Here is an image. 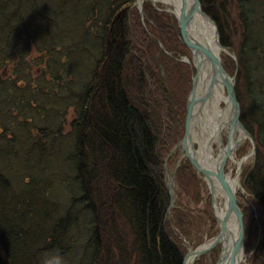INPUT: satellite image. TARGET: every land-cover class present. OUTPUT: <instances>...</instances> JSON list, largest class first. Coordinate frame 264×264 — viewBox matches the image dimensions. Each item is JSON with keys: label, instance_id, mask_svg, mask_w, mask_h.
I'll list each match as a JSON object with an SVG mask.
<instances>
[{"label": "trees", "instance_id": "trees-1", "mask_svg": "<svg viewBox=\"0 0 264 264\" xmlns=\"http://www.w3.org/2000/svg\"><path fill=\"white\" fill-rule=\"evenodd\" d=\"M55 1L57 5L38 7V0H0V264H45L52 252L62 255L67 249L60 251L62 240L78 220L77 194L91 220L90 264H183L182 237L190 238L193 231L198 244L202 234L210 237L218 229L211 212L205 221L185 204L170 207L164 163L184 135L194 73L179 59L191 54L177 19L149 0L143 2V21L136 7H127L134 0L107 1L104 8L95 5L101 0ZM199 1L216 22L221 44L234 51L230 24L221 21L220 6L228 0ZM70 5L77 16L74 37L60 25ZM104 9L99 28L88 27L86 19ZM239 16L246 45L255 21L243 7ZM32 40L45 56L54 54L50 47L56 42L70 53L46 63L43 56L28 58ZM245 50L234 51L238 62L233 60L232 67L238 66L240 121L256 141L257 157L243 184L264 212V106ZM33 65L40 66L38 74ZM242 76L248 103L241 98ZM51 84L59 91L43 90ZM61 104L75 111L63 137L57 113ZM44 121L48 124L43 126ZM252 122L263 139L253 132ZM182 166L193 165L186 158ZM176 173L180 181V165ZM242 202L238 198L246 216ZM103 207L107 211L99 218ZM245 216V250L250 252L258 224ZM261 227L248 264H264V219ZM218 252L219 246L210 250L213 263Z\"/></svg>", "mask_w": 264, "mask_h": 264}, {"label": "rangeland", "instance_id": "rangeland-1", "mask_svg": "<svg viewBox=\"0 0 264 264\" xmlns=\"http://www.w3.org/2000/svg\"><path fill=\"white\" fill-rule=\"evenodd\" d=\"M90 1L93 2V0H85L84 2L90 3ZM107 1L109 2H113L111 0H101V2H97L95 3V5H99L101 7H105V4L107 3ZM150 1V0H149ZM41 2V3H40ZM50 2V4H49ZM151 2V1H150ZM245 2H247V4H244L243 6L240 5V2L238 0H228V2H226L224 4L225 7H221V21L226 24H230V36H231V42H232V46L234 48V51L238 52L237 50H239L242 46H245V49H248L247 51L245 50V55L248 57V59L250 60V74L251 77L253 78V82H256L255 85V91L257 92L258 90V95L259 98L261 100V105L264 106V29L262 30V28H264V0H246ZM38 7H44L46 5H52V4H56L55 0H38ZM40 3V4H39ZM131 4V3H130ZM128 4V6L130 5ZM57 5V4H56ZM127 6V7H128ZM157 8L160 9H167L170 8L169 5L164 4V3H156L155 5ZM133 7H136L140 13L139 8L137 7L136 4L132 5L131 7H128L129 9H132ZM244 8L245 10H249V13L252 15L253 20L255 21V23L253 24V26H251L250 28V33L251 35L249 36V38L247 39V41H245L246 45H243V33L242 31L244 30V27H240V21H239V14L241 11V8ZM72 7L71 5L66 7V13H69L67 17L63 18L62 20H60V22L62 21L63 25H61V29L66 31V34L70 35V36H75L76 32H77V27L75 24V20L77 18L76 16V12L75 14H73L72 12ZM124 11H120V14L118 16H121L123 13L125 12V8H123ZM173 9V8H170ZM98 12V10H97ZM142 12H143V4H142ZM105 17V9L104 11H102L101 14H96L94 16H91V18L86 19L87 22V26L92 28L93 30H95V27L99 28L98 26L101 25L100 20L103 19ZM141 17V14H140ZM144 19V13H143V18L141 17V20L143 21ZM262 23V25L260 24ZM229 27V26H228ZM79 31L82 34V38H85V33L83 31V26L82 25H78ZM94 33V32H93ZM219 33V31H218ZM89 37H87L88 39ZM90 43V42H89ZM88 43V45H89ZM258 44L257 49L256 45ZM159 45L163 48V44L159 43ZM253 46V47H252ZM61 44L60 43H55L51 45V51L54 53L52 54V56H45L44 52L42 53V51H39V45L32 40V45L30 47V53H29V57L28 58H35L38 59L40 56H43V62H49L51 59L54 60L55 57L58 56V54H61V56L65 55V52L70 53L69 51V47L63 52L62 48H61ZM227 49V51H221V59H222V64H226L227 69L225 68V70L232 76H235V86H236V73L238 71V66H235V69L233 70L232 67V63L233 60L235 62H238V57L236 55V53L234 51H232V49H230V47L225 46ZM109 48H111V42L109 44ZM45 50V49H43ZM59 51V52H58ZM110 51V50H109ZM58 52V53H57ZM165 52H168L167 50H165ZM170 54V52H169ZM191 54V53H190ZM186 56V55H184ZM184 56H181L179 59L184 61V59H182ZM235 56V58L233 57ZM52 57V58H51ZM188 57V56H186ZM64 58H67L64 57ZM72 58H76V56L74 55ZM191 61V55H189L188 57ZM227 58L230 62V60L232 62H227ZM52 60V61H53ZM35 60H33L32 62H34ZM186 62V61H184ZM188 63V62H187ZM193 68H194V73L192 74V76H194L195 74V66L194 63L191 62L189 63ZM33 72L35 74H38L40 71V66L39 65H33L32 66ZM48 71V68H47ZM63 73V71H62ZM50 76L51 73L47 72V76L46 78H48L50 80ZM68 76V75H65ZM73 76V75H72ZM37 77V76H36ZM246 78V77H245ZM244 81L245 79L242 76V80H239V87H240V92H241V98L243 99V102L248 103V98H247V92L243 90V85H244ZM52 88L51 87H45L43 90L45 92H51V94H54V90L59 91V87H55L54 84ZM238 100V99H237ZM240 105V102H239ZM63 104H61L59 106V110L57 111L60 112V115L58 116L60 119L62 128H61V133H59V135H61L62 137L64 135H67L71 129V120L73 119L74 115H75V111H74V107L72 105H68L66 107V109L64 110V108H62ZM221 108L224 106L223 101L221 102ZM264 108V107H263ZM241 109V106H240ZM48 122L44 121L43 126L47 125ZM251 127L253 129V132H255L257 135V138L259 140L263 139V137L259 134L258 132V127L255 123H251ZM40 132L39 128L36 129H32V132ZM198 131V130H197ZM249 131V130H248ZM196 132V131H195ZM250 132V131H249ZM251 134V132H250ZM252 135V134H251ZM253 137V135H252ZM182 139V138H181ZM180 139V140H181ZM254 139V137H253ZM55 140L57 142L62 141L61 138L56 137ZM223 141L226 142L225 140V136L223 137ZM255 141V139H254ZM225 145V144H224ZM195 146H197V143H195ZM235 150L233 152L234 154V160H230V159H226L225 160V168L224 171L225 173L229 174L231 177H233L234 175H236L237 173V169H238V165L236 164V162H238L242 157H244L246 155V158L244 160V162L240 165V172H239V181H240V186L237 189V196L239 198V201H245L244 203L242 202L243 206H247V211H246V216L243 215V217L245 216V219H247V216L249 218H255L257 224H258V236L257 239L255 240V242H253L254 248L250 251V252H246L245 250V242H244V256L242 258V260L240 261L239 264H248V260L250 255L253 253V251L256 249V247L258 246V243L260 241V236H261V232H262V227H261V222L264 219V212L262 211L261 208H258L253 202H252V195L249 194V192L247 191V189L244 187L243 184V180L245 178V176L247 175V173L249 172V170H252L255 167V161H256V141H255V149H254V153H250V151L252 150V143L251 141L247 138V137H243L241 141H238L235 145ZM212 148L214 150L215 156L216 157V153H218L220 147L217 146V144L214 142L212 145ZM174 153V152H173ZM261 154V160L262 163H264V149L261 150L260 152ZM183 159H186V156L184 155V152L181 148V145L178 146L176 148V153H174L173 155H171L170 158L165 159V163H164V167L167 170L169 176L172 179V189H173V199L171 200V204L170 207L173 206H177L179 205L180 208L185 204L187 205V207H190L191 209V214L196 217L199 216L201 218H204L205 221H208L205 217L209 216V212H211V214L215 217L214 215V210L212 208V199H211V195H210V191H209V187L208 184L206 183L205 179L202 176V173L199 172L194 166H182V162ZM180 165V181L177 177V169ZM167 181V180H166ZM116 192H118V190H116ZM114 192V193H116ZM78 196V200H76V213L77 215V222H75V224L73 223L72 226H70L69 230H68V236L66 238H64L61 243V250H64V253L62 255L59 256L58 251L52 252L51 254H55L57 256H59V258L62 260L63 264H90L89 260L91 259V251L92 249H90V244H88L89 242V235H88V228L87 225L89 223H91L90 217L88 216V210L86 208H80L81 206V199L80 196L77 194ZM107 196V194H106ZM109 196H112L111 193L108 194V196L106 197L107 200H109ZM216 203H218V207L223 206L224 200L223 198L220 197V195L218 194L217 197H215ZM103 210H101V213L98 214V217L101 215H104L106 208L103 207ZM243 214V213H242ZM169 215L170 212H169ZM101 218V217H99ZM216 218V217H215ZM242 220L244 221V218H242ZM217 233L219 231V227H218V222L216 225ZM87 231V232H86ZM86 232V233H85ZM216 233V234H217ZM216 234H214L213 236H215ZM207 236V233L202 234L201 241L197 244L196 242V238L197 236L194 235V232L192 231L191 237L190 238H186V237H182V239L180 240V246H182L186 252L188 249H194L197 246H199L200 244L204 243L206 240H208L209 238L213 237ZM199 238V237H198ZM197 238V241H198ZM245 239V238H244ZM219 246V252H220V245ZM219 252L216 254V259L214 260L215 262L213 263L212 259H211V255H210V251H208L207 253H204L203 255L199 256L198 258L195 259V261L193 262V264H196V262L199 261V259L201 260L199 262V264H216L217 262V258L219 255Z\"/></svg>", "mask_w": 264, "mask_h": 264}, {"label": "water", "instance_id": "water-1", "mask_svg": "<svg viewBox=\"0 0 264 264\" xmlns=\"http://www.w3.org/2000/svg\"><path fill=\"white\" fill-rule=\"evenodd\" d=\"M154 5L156 3H163L160 0H150ZM144 0H134L128 7L136 4L140 10L141 17L143 18L142 4ZM170 6L165 9L166 11L174 14L177 19L178 26L185 38L188 48L191 53V61L188 57L184 56V61L194 63L195 74L192 77L191 91L187 98V114L185 118L184 135L182 139L177 143L176 147L181 145L184 155L189 162L202 173L203 178L208 184L214 215L218 222V233L200 244L193 250L188 249L184 258L183 264L186 262V258L189 254L198 258L204 253H207L212 248L220 245V252L217 258L216 264H239L244 256V227H243V214L238 205L237 189L227 180L224 171V163L226 158L230 155V149L238 140H233V146H231V136L235 131H239L242 137H247L252 143V150L250 153H254L255 141L246 129L243 123L240 121V105L237 100L235 92V76L230 75L224 68L221 59V51H227L226 47L221 44L220 36L216 22L202 10L199 0H178L177 4L173 2L164 3ZM124 11V9H122ZM198 13L205 17V19L214 27V40L215 44L221 49L213 50L206 41L196 39L190 32L192 15ZM109 44V43H108ZM162 46V45H161ZM169 54V52H167ZM235 58V56H233ZM204 64L208 69L209 84L211 86L215 82H220L224 88L225 99H223L224 106L221 108V113L218 116L220 120L218 128L210 134L205 145L207 147L201 148V144L195 141L192 136L195 127V118L201 114V102L205 96L207 88H204L200 93L196 92V77L198 76L199 67ZM227 129L229 132L227 142L220 148L216 155V164L213 168L211 161L214 158V151L212 145L219 139L222 142L221 131ZM197 143V146H195ZM175 147V148H176ZM202 149L201 159L198 156V152ZM205 148V149H203ZM214 158V159H215ZM246 155L242 157L238 164L237 175L240 172V165L244 162ZM167 187L169 190V196L173 199L172 179L165 169ZM221 188L227 195L224 211L218 214L215 206V192L216 188ZM172 202H170L171 204ZM194 258V259H195Z\"/></svg>", "mask_w": 264, "mask_h": 264}, {"label": "bare ground", "instance_id": "bare-ground-1", "mask_svg": "<svg viewBox=\"0 0 264 264\" xmlns=\"http://www.w3.org/2000/svg\"><path fill=\"white\" fill-rule=\"evenodd\" d=\"M163 3H169V2H173L175 4H177L178 0H160ZM190 32L191 34L196 38L199 39L201 41H206L210 47L215 51L217 49H219L221 51V49L218 47V45L215 44V40H214V27L212 26V24L210 22H208L204 16L199 15L198 13H194L192 15V20H191V26H190ZM196 92L200 93V91L204 88H207L205 96L201 102V114L198 115L194 122H195V127H194V133L192 138L199 142V144H201V148L203 147H207L206 142L210 136L211 133H213V131L215 129L218 128V122L220 121L218 119V116L221 113V102L223 101V99H225V93H224V88L222 86V84L220 82H215L213 83L211 86L208 87L209 84V78H208V69L204 66V64H202L199 67L198 70V76L196 77ZM236 92V90H235ZM222 114V113H221ZM198 130V131H197ZM196 131V132H195ZM225 129H223L221 131V135H225L224 134ZM227 139H228V135L229 132L227 131ZM231 136V146H233V140H238L241 141L242 140V135L241 133H239V131H235ZM223 138V136H222ZM221 139H219L217 141L218 144L221 143L220 141ZM200 148L199 152H198V156L201 157V153H202V149ZM205 149V148H203ZM231 151L229 152L230 155L228 156L227 159L232 158L234 159V150H235V146L231 147L230 149ZM216 164V158L211 161V165L214 168ZM236 164L238 165L239 162H236ZM227 180L232 184V186L236 189H238V187L240 186V181H239V173L237 175H234L233 177H231L229 174L225 173ZM220 195L221 198H223L224 203L223 206L218 207V203L215 202V206L217 209L218 214H221L224 211V207L226 204V199H227V195L224 193V191L217 187L216 188V192H215V197H217V195ZM193 250V249H191ZM194 255L189 254L188 257L186 258V262L185 264H193V262L195 261L194 259Z\"/></svg>", "mask_w": 264, "mask_h": 264}, {"label": "clouds", "instance_id": "clouds-1", "mask_svg": "<svg viewBox=\"0 0 264 264\" xmlns=\"http://www.w3.org/2000/svg\"><path fill=\"white\" fill-rule=\"evenodd\" d=\"M45 264H63V262L59 256L50 254L49 256L45 257Z\"/></svg>", "mask_w": 264, "mask_h": 264}, {"label": "flooded vegetation", "instance_id": "flooded-vegetation-1", "mask_svg": "<svg viewBox=\"0 0 264 264\" xmlns=\"http://www.w3.org/2000/svg\"><path fill=\"white\" fill-rule=\"evenodd\" d=\"M245 88H246V86H245ZM245 88H244V91L247 92L248 89H247V88L245 89ZM246 129H247V128H246ZM247 130H248V129H247ZM224 134H225V135H223V137L225 136V140L227 141V134H226V132H224ZM216 144H217V146H221V145L218 144L217 142H216Z\"/></svg>", "mask_w": 264, "mask_h": 264}]
</instances>
